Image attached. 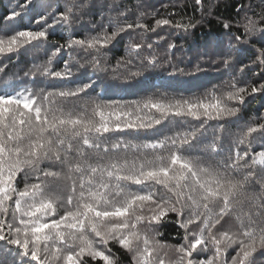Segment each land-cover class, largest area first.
Returning a JSON list of instances; mask_svg holds the SVG:
<instances>
[{"label":"snow or ice","instance_id":"6c2138e0","mask_svg":"<svg viewBox=\"0 0 264 264\" xmlns=\"http://www.w3.org/2000/svg\"><path fill=\"white\" fill-rule=\"evenodd\" d=\"M84 7L68 0L53 25L70 31ZM17 15L13 12L8 19ZM245 19V36L235 40L248 44L247 37L257 33L264 38V14L253 18L246 13ZM200 22L190 18L174 26L187 32ZM170 24L169 19H156L149 28L138 17L135 24H118L111 33L105 27L84 39L69 35L46 61L25 73L33 77L31 86L0 90V264H119L109 247L113 243L130 254L131 264H255L253 254L264 248V123L238 129L227 150L222 142L226 125L217 124L211 140L206 135L208 120L237 115L248 85L233 77L219 91L213 86L201 96L164 92L127 104L88 91H95L97 74L110 68L113 79L127 82L156 67L157 41L149 42L146 33ZM129 29L144 30L140 42L130 39L115 66L104 62L102 49ZM41 40L47 42L46 30L0 34V55L26 45L39 48L33 41ZM77 48L86 53L85 63L77 61L79 67L88 65L93 72L87 83L43 86L35 79L39 75L71 84L72 52L63 70L53 71L52 64L63 50ZM259 51L257 59L264 65V49ZM231 62V55L223 56L226 68ZM262 90L264 84L251 87V93ZM185 118L201 123L183 127ZM164 121L172 128L162 133L156 126ZM126 129L133 130L126 138L113 135ZM141 130H154L153 138H142ZM257 140L260 151L252 148ZM44 161L51 164L42 167ZM255 183L259 192L251 190ZM245 201L251 205L248 211L242 208ZM170 213L184 233L178 245L157 239L161 233L155 226ZM230 247L235 254L229 259L225 253ZM201 251L210 254L202 257Z\"/></svg>","mask_w":264,"mask_h":264},{"label":"trees","instance_id":"16d2710c","mask_svg":"<svg viewBox=\"0 0 264 264\" xmlns=\"http://www.w3.org/2000/svg\"><path fill=\"white\" fill-rule=\"evenodd\" d=\"M67 2L68 0H31V3L28 0H0V34L13 35L20 30H46L48 33L47 42L33 41V44L40 45L39 48L26 45L18 52L0 55V69H2L0 70V90L11 92L31 86L33 77L26 76L25 73L32 69L34 63L40 64L46 61L56 47L65 43L69 35L74 39H84L97 35L105 27L111 33L118 24L125 22L135 24L138 17L151 28L156 19L166 18L171 21L170 25L157 28L156 32L146 33L149 42L157 41L154 45L158 57L156 67L149 66L143 76L127 82L123 79H113L114 74L110 68L108 73L97 74L99 80L95 91L92 89L88 91L93 96L99 93L106 101L115 100L127 104L164 92L177 97L201 96L213 86H218L219 91L225 87L226 81L235 77L236 82L241 86L248 85L245 101L242 105H238L240 111L235 117H227L220 121L208 120L207 139L211 140L217 124L226 125L222 142L227 150L232 145L238 129L246 124L264 123V90L251 93L253 85L259 88L261 84H264V72L261 71L264 65H261L257 59L260 55L259 50L264 49V38L257 33L247 37L248 44H239L235 40L236 35L245 36L243 25L247 22L246 13L253 18L264 14V3H261V0H201L200 5H197L195 0H76L77 4H83L86 7L79 11L70 31L65 30L62 24L53 25V20L58 19L65 11ZM13 12L19 15L8 19ZM120 12L126 14L121 16ZM190 18L193 23L201 22L187 32L174 26L177 23L187 24ZM226 22L230 25L228 29L224 27ZM49 25L53 26L49 27ZM143 31V29H129L120 33L106 48L102 49L106 53L104 62L115 66L117 61L125 55L129 40L134 39L135 42H140L139 33ZM169 44H174L175 47L169 49ZM149 51L145 45L143 52ZM69 52H72L74 57L71 61L74 69L71 84L67 80L39 75L35 79L42 82L43 86L75 87L77 83H87L88 78L93 76V72L88 65L84 68L79 67L77 61L85 63L86 56V53L79 48L63 50L53 60L52 70H63L65 62L69 60ZM226 54L232 56V62L227 68L223 63V56ZM145 64H147L146 61ZM198 65L199 71H197ZM169 73L174 75L170 76ZM185 119L187 124L182 125L183 127L201 123L190 118ZM156 128L162 133L169 132L172 125L164 121ZM132 131L126 129L124 132L113 133V135L126 138ZM153 131L141 130V137L144 138L147 134V138L152 139ZM259 135V133H253V136ZM245 147L246 145L241 146L242 149ZM252 148L254 151L261 150L259 140L253 143ZM50 164V161H44L42 167ZM257 175H260L259 171ZM18 180V187L22 188L23 173L18 174ZM251 190L259 192L260 184L255 183ZM250 207L247 201L242 205L244 211H248ZM175 220V214L170 213L167 219L155 226L161 233L157 237L158 240L170 245L183 243V230L178 229ZM229 223H234V217L229 218ZM109 247L118 257L119 264H131L129 253L114 243ZM211 247L210 244L209 248ZM199 254L206 257L210 253L201 251ZM234 254L235 247H230L225 256L230 259ZM253 256L255 264H264V248H258ZM97 264H103V262L97 261Z\"/></svg>","mask_w":264,"mask_h":264},{"label":"rangeland","instance_id":"374dc122","mask_svg":"<svg viewBox=\"0 0 264 264\" xmlns=\"http://www.w3.org/2000/svg\"><path fill=\"white\" fill-rule=\"evenodd\" d=\"M100 247H102V245ZM173 253H174V250H172V252L170 254H173Z\"/></svg>","mask_w":264,"mask_h":264}]
</instances>
